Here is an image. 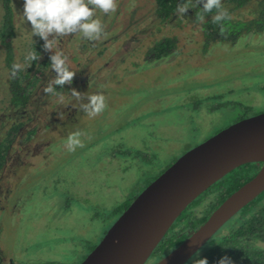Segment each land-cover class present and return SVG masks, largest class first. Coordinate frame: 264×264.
<instances>
[{"label":"rangeland","instance_id":"rangeland-1","mask_svg":"<svg viewBox=\"0 0 264 264\" xmlns=\"http://www.w3.org/2000/svg\"><path fill=\"white\" fill-rule=\"evenodd\" d=\"M262 3L253 0L233 10V1L222 0L238 20L255 17L253 12ZM1 5L2 0L0 24ZM13 5L17 9L13 47L16 60L27 70L36 36L23 17V0H13ZM140 5L147 17L133 22L137 32L141 21L148 27L155 23V0H140ZM197 6L202 11V5ZM206 18L196 21L188 13L166 22L158 19V38L176 35L180 46L187 43L188 50L200 54L196 55L199 63L174 54L170 62L157 68L143 63L135 74L109 85L108 80L92 81L86 76L76 88L83 94L102 90L107 98V108L95 118L79 104L58 107L60 102H55L56 116L50 121L44 110L25 114L22 119L30 128L25 125L8 146L14 143L3 181L17 156L18 168L0 189L4 259L11 255L17 264H80L90 245L99 244L126 210L125 205L179 157L240 117L264 112V31H247L234 43L216 41L204 49L197 39L200 31L189 28L201 27ZM146 38L150 43L154 37ZM5 79L2 85L7 90ZM7 96V91L0 94V101ZM34 117L36 122H31ZM7 126L0 130V138ZM77 130L84 133V146L69 152L67 136ZM153 261L151 255L146 264Z\"/></svg>","mask_w":264,"mask_h":264},{"label":"water","instance_id":"water-1","mask_svg":"<svg viewBox=\"0 0 264 264\" xmlns=\"http://www.w3.org/2000/svg\"><path fill=\"white\" fill-rule=\"evenodd\" d=\"M262 163L197 229L154 264H186L239 211L264 192V112L219 131L153 180L80 264H146L184 210L234 169Z\"/></svg>","mask_w":264,"mask_h":264},{"label":"flooded vegetation","instance_id":"flooded-vegetation-1","mask_svg":"<svg viewBox=\"0 0 264 264\" xmlns=\"http://www.w3.org/2000/svg\"><path fill=\"white\" fill-rule=\"evenodd\" d=\"M3 1V0H2ZM117 2V11L115 13L103 14L99 10L96 11V17L99 18L105 28V33L98 41H89L87 39L82 38L81 34H74L71 36H65L58 38V42L55 50H59L64 53L65 56L68 57V63L70 66V70L76 72L75 77L71 85H65L64 87H60L57 85H53L55 92L53 94H47L44 92V88L54 79L52 75L55 73L51 71V62L50 55L53 53L47 52L43 49L44 41L36 36L34 43L32 44V50H34L37 56H41L38 60H31V64L28 66L27 70L20 69L21 75L16 76V79H19L18 84H14V80L11 77V70L8 65V52L12 51L13 62L19 63L16 60V54L14 51V36L16 33V26L14 27V31L12 35H10L6 42H3L1 32H0V65L2 61V65L0 67V94L8 93L7 99L3 103L4 106H0V130L6 125V134L5 136L0 138V144L4 139L9 138L6 141L10 145L11 142H14V138L17 133H20L22 129L27 126V130L29 127L26 124V121H23L25 114L30 116L33 113H37L40 110H44L45 114L48 115L47 121L51 120V117L56 116L55 110L63 104H79L78 101L71 95V89L75 88L77 91L83 94V91L78 90L76 87L81 86L82 79L86 76L90 77L92 81H95L99 78L107 81L108 84L115 82L117 79L123 81V79L127 78L129 75H133L134 70L145 63L143 65L151 68H157L158 64L163 62H170V56L175 54V57H179L181 59L187 58L191 61L200 60L196 58V55H200L199 53H195L194 50H188L187 43L180 46L179 39L176 35L172 36H164L162 38H158V19L161 22H166L172 17H176L175 13L168 20L162 21L158 17L157 6L155 2V23L154 25L148 27L144 26V20L140 22L138 32L134 29L133 22L140 21L147 17L146 14H141V9L144 8L143 5H140V0H116ZM11 5L14 10V17L17 13V9L13 5V0ZM2 10V19L4 14L3 2L1 5ZM197 7L195 9L190 10L185 14H190V17L196 21L197 15ZM202 12V11H201ZM216 12V11H215ZM215 12L210 14H205L208 16L206 20L203 22L201 27H190L189 30H197L200 31V36L197 39H201L203 42V48L207 49L211 42L216 41H224V42H236L241 34L247 32L246 30L241 31L238 36L232 35L231 32L227 31V28H223L225 30V34H220L221 27H206L204 23L215 15ZM231 15V14H230ZM253 15L257 18L256 12H253ZM149 16V15H148ZM234 18V17H233ZM252 18V19H253ZM251 20V19H250ZM243 20V21H250ZM1 25V24H0ZM160 29V28H159ZM131 30V31H129ZM253 32L264 31V28L261 30L252 29ZM192 33H190L191 35ZM120 36H124L123 40L120 39ZM154 37L150 43H146V37ZM171 40V43H168L166 46H162L160 44L163 40ZM43 51V52H42ZM164 51V52H163ZM167 51H169L167 53ZM42 53V54H41ZM103 72V73H101ZM105 73V75H103ZM5 79V84L7 86V90L3 89L2 80ZM19 77V78H18ZM3 78V79H2ZM22 88L21 92H24L23 103L14 104L11 101L12 99V90L14 87ZM113 87V85H112ZM102 93V90H96L93 93ZM61 97L63 99L61 100ZM52 99H55L52 101ZM8 101V102H7ZM7 102V104H6ZM40 102V103H39ZM56 104L60 102L58 107H55ZM51 111H50V110ZM53 109V110H52ZM62 109V108H61ZM43 112V113H44ZM61 112H65V108L61 110ZM54 114V115H53ZM68 115V114H67ZM77 115V114H76ZM14 116V117H12ZM12 119L10 121L9 119ZM67 119V117H65ZM248 117H240L236 122ZM37 117L31 119V122H36ZM64 118L62 119L63 123ZM10 121V122H9ZM235 122V123H236ZM234 124V123H233ZM51 124H46L45 127H50ZM18 129L17 131H15ZM225 129V128H224ZM30 130H35V128H31ZM221 131V130H220ZM218 133V132H217ZM216 134V133H215ZM214 134V135H215ZM1 135V132H0ZM207 140V139H206ZM206 140H203L206 141ZM202 142V141H201ZM14 143L8 147L7 154L5 155L4 164L0 167V189H2L3 182L11 176L12 171H16L18 168L19 156L16 159H13V170L10 171V175L5 178L3 181V172L6 169L7 163L11 156V152L13 149ZM258 168L255 172L254 176L260 171L262 167V163H257ZM239 168V167H238ZM7 172V171H6ZM13 172V173H14ZM9 174V173H8ZM253 176V177H254ZM2 197H6L5 193ZM133 201V200H132ZM2 208L0 207V213L2 212ZM97 245V244H96ZM95 244L90 245V249L88 254L96 247ZM85 255L83 260L88 256ZM156 259V257H154ZM156 263V262H154ZM0 264H17L11 255L4 259L3 254L0 250ZM79 264V263H77Z\"/></svg>","mask_w":264,"mask_h":264},{"label":"trees","instance_id":"trees-1","mask_svg":"<svg viewBox=\"0 0 264 264\" xmlns=\"http://www.w3.org/2000/svg\"><path fill=\"white\" fill-rule=\"evenodd\" d=\"M234 3L233 10L243 8L253 0H231ZM255 12L257 18L250 21H243L233 18L224 20L220 24L213 23L209 18L204 26L206 27H223L232 35H237L243 31L262 30L264 28V0ZM4 14L0 25V32L3 42L12 35L15 27L14 10L11 5L12 0H3ZM158 17L162 21L168 20L176 13L177 5L186 3L187 0H155ZM216 10H213L215 12ZM201 10L196 12L200 14ZM210 14V13H209ZM171 43V40L160 42L162 46ZM6 45L8 43L6 42ZM164 52V51H163ZM169 51H167L168 53ZM8 65L12 71L13 62L12 51L8 52ZM21 71H17L14 84L19 85ZM19 78V77H18ZM22 88L14 87L12 90L11 101L14 104L23 103L24 92ZM16 129L15 131H17ZM34 130L30 131L33 134ZM9 138L6 137L0 144V167L4 164L5 155L7 154L6 146ZM257 163H248L234 169L224 178L214 183L205 192L198 196L180 215V217L171 226L167 234L161 240L153 252L156 257L154 262L159 261L181 242H183L190 233L197 229L209 215L234 191L239 189L249 181L257 171ZM132 202V201H131ZM128 204L125 205V208ZM123 208V207H122ZM121 208V210H122ZM120 210V211H121ZM124 211V210H123ZM223 256L230 257L234 264H264V192L255 200L246 205L233 218H231L186 264H192L193 260L207 258L208 264H217Z\"/></svg>","mask_w":264,"mask_h":264},{"label":"clouds","instance_id":"clouds-1","mask_svg":"<svg viewBox=\"0 0 264 264\" xmlns=\"http://www.w3.org/2000/svg\"><path fill=\"white\" fill-rule=\"evenodd\" d=\"M202 5V12L196 19L203 21L205 14L212 13L213 23L220 24L224 20L231 19L228 10L224 8L222 0H187L186 3L177 5V15H184L189 8ZM116 0H23V17L30 23L33 36H39L43 41V49L53 53L50 55L51 71L55 73L54 79L44 88L47 94H53V85L64 87L71 85L76 72L70 70L68 57L56 49L58 38L81 34L82 38L89 41H98L105 33L102 21L96 17L99 10L107 15L117 11ZM220 34L224 35L223 27ZM30 60H38L35 52L28 55ZM21 69L19 63L12 65L11 77L15 78L16 72ZM71 95L79 102L80 109L90 118H95L107 108V98L103 93L82 94L75 88L71 89ZM63 97H61V100ZM82 133L77 130L71 132L66 139L67 151L74 152L76 148L83 147ZM192 264H208L207 258L193 260ZM217 264H234V261L223 256Z\"/></svg>","mask_w":264,"mask_h":264}]
</instances>
